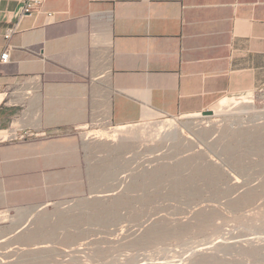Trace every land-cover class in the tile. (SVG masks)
I'll list each match as a JSON object with an SVG mask.
<instances>
[{"label":"crops","instance_id":"crops-1","mask_svg":"<svg viewBox=\"0 0 264 264\" xmlns=\"http://www.w3.org/2000/svg\"><path fill=\"white\" fill-rule=\"evenodd\" d=\"M24 1L0 0V213L82 199L101 171L93 128L264 85V0H43L19 20Z\"/></svg>","mask_w":264,"mask_h":264},{"label":"rangeland","instance_id":"rangeland-1","mask_svg":"<svg viewBox=\"0 0 264 264\" xmlns=\"http://www.w3.org/2000/svg\"><path fill=\"white\" fill-rule=\"evenodd\" d=\"M207 110L91 129L94 184L0 213V264H264V85Z\"/></svg>","mask_w":264,"mask_h":264},{"label":"built area","instance_id":"built-area-1","mask_svg":"<svg viewBox=\"0 0 264 264\" xmlns=\"http://www.w3.org/2000/svg\"><path fill=\"white\" fill-rule=\"evenodd\" d=\"M42 1L43 0H25L23 2L22 10H21V13H20V16L18 19L20 20V18L22 16H29L32 13L36 12L37 9L39 8V6L41 5ZM48 17H52V14H48ZM17 26H18V22L6 30L5 35H4L5 39L8 40L9 38H11V36L17 31ZM8 62H9V49L6 48L0 54V66L8 64ZM31 136H32V134L27 132V133H24V134L18 136L15 139L25 140L26 138H29Z\"/></svg>","mask_w":264,"mask_h":264},{"label":"water","instance_id":"water-1","mask_svg":"<svg viewBox=\"0 0 264 264\" xmlns=\"http://www.w3.org/2000/svg\"><path fill=\"white\" fill-rule=\"evenodd\" d=\"M202 116H211L212 115V111L211 110H205L203 112L200 113Z\"/></svg>","mask_w":264,"mask_h":264},{"label":"bare ground","instance_id":"bare-ground-1","mask_svg":"<svg viewBox=\"0 0 264 264\" xmlns=\"http://www.w3.org/2000/svg\"><path fill=\"white\" fill-rule=\"evenodd\" d=\"M237 103V102H236ZM213 112V111H212ZM213 115H216V114H214L213 113ZM107 132V131H106ZM106 132H104V134L106 133ZM110 132V131H109ZM115 132V131H114ZM101 133H102V131H101ZM160 133V132H159ZM159 133H156V135L157 134H159ZM209 248V246H206V247H204L203 249H208ZM198 250H202V249H197V250H195V251H198Z\"/></svg>","mask_w":264,"mask_h":264}]
</instances>
